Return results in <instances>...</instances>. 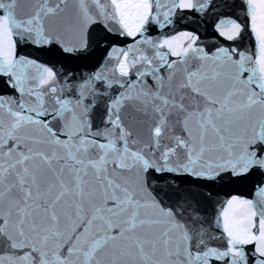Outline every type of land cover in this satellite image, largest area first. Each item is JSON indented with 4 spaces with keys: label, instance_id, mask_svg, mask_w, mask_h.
I'll list each match as a JSON object with an SVG mask.
<instances>
[{
    "label": "snow or ice",
    "instance_id": "6c2138e0",
    "mask_svg": "<svg viewBox=\"0 0 264 264\" xmlns=\"http://www.w3.org/2000/svg\"><path fill=\"white\" fill-rule=\"evenodd\" d=\"M0 264H264V0H0Z\"/></svg>",
    "mask_w": 264,
    "mask_h": 264
}]
</instances>
